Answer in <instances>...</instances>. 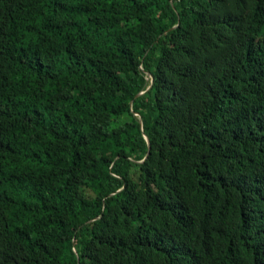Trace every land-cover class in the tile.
I'll return each mask as SVG.
<instances>
[{"label": "trees", "instance_id": "16d2710c", "mask_svg": "<svg viewBox=\"0 0 264 264\" xmlns=\"http://www.w3.org/2000/svg\"><path fill=\"white\" fill-rule=\"evenodd\" d=\"M0 264H264V0H0Z\"/></svg>", "mask_w": 264, "mask_h": 264}]
</instances>
